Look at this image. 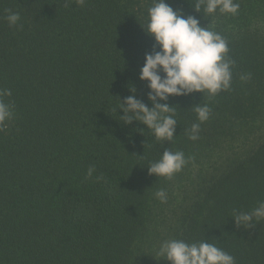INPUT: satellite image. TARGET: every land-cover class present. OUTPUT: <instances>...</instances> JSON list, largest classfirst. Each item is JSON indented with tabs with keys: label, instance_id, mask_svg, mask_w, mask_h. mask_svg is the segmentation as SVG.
<instances>
[{
	"label": "trees",
	"instance_id": "obj_1",
	"mask_svg": "<svg viewBox=\"0 0 264 264\" xmlns=\"http://www.w3.org/2000/svg\"><path fill=\"white\" fill-rule=\"evenodd\" d=\"M151 2L0 0V89L15 114L0 131V264H170L157 260L169 239L264 264V220L244 228L233 218L264 201V0L211 18L197 0H166L202 27L212 19L235 66L230 90L169 98L178 123L163 147L116 111L133 87L152 107L140 79L155 44L142 27ZM7 10L19 13L15 26ZM197 104L212 112L191 141ZM165 148L194 157L170 180L147 168Z\"/></svg>",
	"mask_w": 264,
	"mask_h": 264
},
{
	"label": "clouds",
	"instance_id": "obj_2",
	"mask_svg": "<svg viewBox=\"0 0 264 264\" xmlns=\"http://www.w3.org/2000/svg\"><path fill=\"white\" fill-rule=\"evenodd\" d=\"M83 6L85 0H77ZM195 10L204 17L211 18L219 12L220 15L236 16L240 4L236 0H197ZM203 9V12H201ZM8 23L15 26L19 13L7 10ZM206 14V15H205ZM211 24L205 28L193 16L185 18L182 11L174 10L166 0H152L147 9L145 32L153 37L155 44L153 52L145 56V63L140 69V79L148 84V101L150 108L135 95L123 99L119 97V106L124 115L123 122L133 121L147 126L158 141L173 142L176 135L177 119L174 106L167 103L170 97L186 96L192 93H205L215 96L221 91L230 90L232 85L235 61L228 55V41ZM159 49L158 51L156 49ZM251 73L241 74L240 80L247 82ZM11 91L0 89V131L3 126L14 118L11 103H6L4 97H10ZM163 101V103H161ZM196 112L198 122H194L188 130V139L197 141L200 138L201 124L209 120L212 109L207 104H197L192 107ZM194 157H185L183 151H173L165 148L160 159L152 162L147 168L150 175L172 179ZM95 167L90 166L86 179H91ZM102 176H97L99 181ZM155 197L161 203H167L168 196L164 189L155 192ZM238 227L251 228L254 222L264 220V201L251 212H239L233 216ZM160 259L170 264H235V257L214 243L202 240L198 243H188L180 239L163 241L158 248Z\"/></svg>",
	"mask_w": 264,
	"mask_h": 264
},
{
	"label": "rangeland",
	"instance_id": "obj_3",
	"mask_svg": "<svg viewBox=\"0 0 264 264\" xmlns=\"http://www.w3.org/2000/svg\"><path fill=\"white\" fill-rule=\"evenodd\" d=\"M262 135L264 136V133Z\"/></svg>",
	"mask_w": 264,
	"mask_h": 264
}]
</instances>
